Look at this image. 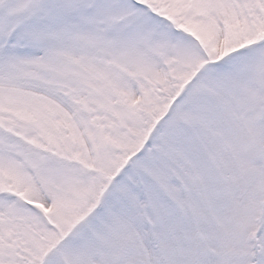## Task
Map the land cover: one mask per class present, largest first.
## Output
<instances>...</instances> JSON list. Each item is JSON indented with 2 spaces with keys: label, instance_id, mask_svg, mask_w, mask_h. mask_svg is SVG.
Returning a JSON list of instances; mask_svg holds the SVG:
<instances>
[{
  "label": "snow or ice",
  "instance_id": "6c2138e0",
  "mask_svg": "<svg viewBox=\"0 0 264 264\" xmlns=\"http://www.w3.org/2000/svg\"><path fill=\"white\" fill-rule=\"evenodd\" d=\"M0 264H264V0H0Z\"/></svg>",
  "mask_w": 264,
  "mask_h": 264
}]
</instances>
